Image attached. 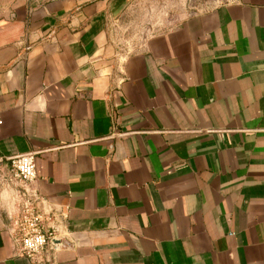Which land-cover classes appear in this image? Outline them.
<instances>
[{"label":"crops","instance_id":"obj_1","mask_svg":"<svg viewBox=\"0 0 264 264\" xmlns=\"http://www.w3.org/2000/svg\"><path fill=\"white\" fill-rule=\"evenodd\" d=\"M131 0H0V264L33 187L68 208L52 264H264V0L120 45Z\"/></svg>","mask_w":264,"mask_h":264},{"label":"built area","instance_id":"obj_2","mask_svg":"<svg viewBox=\"0 0 264 264\" xmlns=\"http://www.w3.org/2000/svg\"><path fill=\"white\" fill-rule=\"evenodd\" d=\"M37 152L29 151L7 158L9 181L19 182L17 212L9 216L7 230L16 243V253L31 264H52L55 251L69 235L68 208L49 204L33 187Z\"/></svg>","mask_w":264,"mask_h":264},{"label":"rangeland","instance_id":"obj_3","mask_svg":"<svg viewBox=\"0 0 264 264\" xmlns=\"http://www.w3.org/2000/svg\"><path fill=\"white\" fill-rule=\"evenodd\" d=\"M218 0H131L115 20L120 45L135 47L144 39L177 23L184 16Z\"/></svg>","mask_w":264,"mask_h":264}]
</instances>
